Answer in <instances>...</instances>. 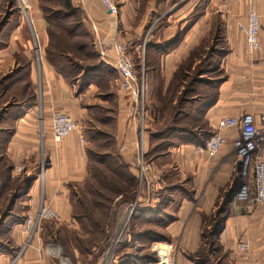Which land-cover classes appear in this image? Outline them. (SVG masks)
Wrapping results in <instances>:
<instances>
[{
	"label": "crops",
	"instance_id": "obj_1",
	"mask_svg": "<svg viewBox=\"0 0 264 264\" xmlns=\"http://www.w3.org/2000/svg\"><path fill=\"white\" fill-rule=\"evenodd\" d=\"M30 1L33 4L30 13L33 23L32 36L35 38L33 34L35 32L40 49L44 51L48 43L47 22L36 0ZM72 1L82 9L84 24L91 33L94 43L97 34L102 46L111 54L115 41L127 42L137 51L140 47L139 40L146 31L152 14L168 0L160 3H156V0H115L118 8L115 15L110 14L97 0ZM189 1L166 17L168 23L159 29L155 37L156 42L170 39L176 31L177 24H181V27L185 25L186 18L193 8ZM211 3L223 20L228 52L220 61L225 78L219 81L215 88L214 102L203 112V119L208 127L222 116L238 115L243 112H250L257 118L264 109V0H211ZM209 5L208 2L205 13L186 31L177 48L167 50L169 52L166 51L159 57L156 72L165 82L169 81L177 68L187 45L198 38L202 39L206 34L209 27L206 19ZM251 10L258 15L260 48L248 53L245 37L238 30L237 24L246 23ZM93 27L96 28V32ZM17 29L18 34L13 33L7 45L0 48V60L3 58L7 60L12 58V54H19L25 57L33 72L35 62L27 50L30 31L21 22L12 30L15 32ZM39 71L41 112L38 111L35 103L26 102L24 112L13 116L5 115L0 119V135L4 137V148L0 152V157L6 154L8 160H0V174L1 171L7 174L5 179L0 175V218L11 201L13 204L9 207V212H12L19 202L23 207L21 211L23 217L12 219L8 226L14 247L21 245L26 219L36 212L41 199L58 211L63 221L68 220L72 212L71 190L75 185L80 184L86 175L87 132L84 133L85 130L82 132L79 129V132H74L56 143L52 139L49 125V115L52 110L69 112L71 116L80 111L82 94L77 95L74 86L57 74L44 56L39 62ZM116 104L119 113L115 117L114 143L123 161L135 174L137 132L126 118L130 103L126 96L117 94ZM224 134L228 137V142L214 156L196 155L192 150L193 144L196 143L179 140L153 156V164L159 173L165 171L162 182L159 180L161 189L165 188V184L168 185L169 180L173 181L176 178L174 176L166 179L175 172H179L176 176L186 185L185 188L181 186L176 188L181 191L182 196L175 215L165 225L173 236L181 233L179 246L193 248L198 244L201 216L207 214L214 207L215 201L222 199L225 193L229 192L237 179L235 154L231 144L236 132L227 130ZM80 135L85 139L83 144L80 143ZM144 142L147 145L146 139ZM39 149L45 153L48 166L43 168V172L34 173L35 178L32 177V182L26 191L23 192L22 189L19 191L20 195L15 197L16 187L12 188L11 179L19 178L18 181L14 180L16 186H19L23 175L25 177L32 175L31 169L40 166ZM8 177L10 181H7ZM153 201L157 203L159 198L154 197ZM231 204L229 215L224 219L218 236L220 243L232 246L237 239L245 240L249 244L247 259L244 261L238 259V264H264V204L254 206L237 201L234 196L231 197L230 206ZM141 209L142 212L147 211L144 207ZM5 221L4 219L1 222ZM11 257L9 253L0 251V264H63V258L66 259L58 245L53 243L44 245L40 237L33 239L32 245L25 247L23 255L10 263ZM175 264L192 263L185 257L178 256Z\"/></svg>",
	"mask_w": 264,
	"mask_h": 264
},
{
	"label": "rangeland",
	"instance_id": "obj_2",
	"mask_svg": "<svg viewBox=\"0 0 264 264\" xmlns=\"http://www.w3.org/2000/svg\"><path fill=\"white\" fill-rule=\"evenodd\" d=\"M186 1L189 0H178L173 5L169 3V1H167L166 4L161 5V7L159 8V10L160 9L161 10L160 11L158 10L159 13L156 12L152 14L150 22L146 27L147 29L141 36V39L139 40L140 47L138 48L137 52L139 53L140 56L141 70L140 72H138L136 69L138 74H141L142 71L143 77L145 76L143 69L144 66L143 53L145 50L146 43L151 38L150 37L151 31L155 29L158 24H161V26L158 29H155L154 31L153 39H155L159 29L162 26L166 25V23H168L165 20V17H167L170 13H172L173 10L179 8L182 4H185ZM36 2L39 7L41 5V2H39V0H36ZM189 2H191V4L193 5L192 11L195 8L197 7L199 8L204 5V1L203 3H200V0H190ZM43 4L50 8L60 6L59 2H56L55 0H43ZM31 5H32V9H31L32 11L33 10L32 2ZM206 8H207V4H206ZM214 11L219 13V11L216 10V8L213 7V5L211 8H208V14L206 19L208 21L209 27L207 32H205L206 34L202 39L198 38L197 40H194L193 42L187 45V49L186 51H184L183 56L181 57L179 62L180 64L181 62L186 61L189 53L195 52L196 56L192 61L191 67H193V70L199 69V71H203L205 73L197 76V79L202 82L198 84H194V88L196 89L195 91L199 93L202 92L206 93V91H208L209 95L215 92L216 85L219 83V81H221V79L223 78L222 76H224V71L220 66L221 63L220 61L222 57L220 56V53H218L217 51L218 50L219 52L224 51L225 54L228 47L224 43L225 34L222 35L223 37L222 39L223 42H222L221 40L217 39L216 36H213L210 33V28H211L210 16H212L214 20L215 14H212V12ZM190 14L186 18L187 22L185 23V25L181 27V24H177V28L174 35L178 33L179 30L184 29V27L187 24L189 25L191 21ZM20 22L23 23L25 27H27V29L30 31L29 40L27 42V47H28L27 50L31 53V58L35 62V66L32 72L29 63L26 61L25 57H22L19 54H12V58L7 60H4L3 58L2 60H0V81L2 83V85L0 86V111L6 110V112H8L6 115L12 114L11 116L18 115L20 112H24L26 110L25 109L26 98H28L33 93L35 96H34V100H32L31 103L32 104L35 103L38 111L41 112V87L39 81L41 73L39 71V62H41L44 56V51L43 49H40V57H39L40 60H39L34 49L35 41L32 36L31 26L27 23L26 20H24V18H22L21 11L16 1L0 0V48L7 45L8 39L13 35V33L18 34V29L15 30V32H13L12 29L14 27L16 28L17 25H20ZM54 23L55 22H53V24ZM33 34L35 36L36 42L38 43L35 32H33ZM177 46L178 43H176L173 47L169 48L168 50L171 51L174 48H177ZM151 60L158 65L159 60H157L156 55L153 54V52L151 54ZM75 62L77 63V67L68 70V74L70 76L69 82L74 85L75 91L81 89V93L79 94L82 95L80 98L81 110L76 112L75 115H72V117H74L75 120L78 121V124L80 125L79 126L80 130H82V132L85 130L84 133L87 132V134L85 135L88 139V140L86 139L88 143L86 147V152L88 153L87 150L89 151L91 150V152L93 153H103V154L108 153L111 156H116L118 151L114 143L113 131L115 128V117L116 114L119 113V111L117 112L118 108L116 104V99H117V94L120 93H117L115 91L114 82L112 80H111L112 82H108L110 75L107 74L108 72H111L112 75H115L116 71L110 64L106 63L99 57L97 50H95L94 53H90L87 56H85V58L82 61H75ZM209 63L212 64L211 68L215 69L212 72H207ZM96 65L99 66L104 65L102 68L106 72L100 73L99 71L101 70L99 71L89 70L91 66H94L93 67L94 69ZM99 66H97V68ZM104 67L108 71L105 70ZM83 70L85 71L83 72ZM70 71H72V73H69ZM84 75H87V77H84ZM155 80L156 77L153 75V78H151V82ZM208 80L212 82L211 83L206 82ZM88 82L89 84H87ZM111 83L113 84V86ZM144 83H145V78H144ZM91 86L92 88H90ZM163 90L164 89L162 88V91ZM147 95H148V91L146 93L145 90V102ZM186 97L187 99H189L196 97V95L194 94V92H189ZM197 104H198L197 102L192 103V105L189 102L183 104V106L189 109L188 111L190 117H192L193 115L195 116L197 115V111H196ZM191 108L193 111L190 112ZM148 116H149V122L147 123V125H149V128H153L154 129L153 131L156 132L155 130L156 128L154 125H152L153 120L150 117L149 113ZM126 118L128 120L127 112H126ZM183 122L184 121H182L181 118L179 120V123L182 124ZM207 129L209 131V135H211L213 130L210 128V126L209 127L207 126ZM147 131L148 130H146L144 140L147 137ZM138 138L139 136L137 135V144H138ZM3 139L4 137L0 135V142H1L0 145L2 146V147L0 146V152L4 148ZM178 140L181 141L182 139L180 140L178 136L173 135L168 138H165L164 143L166 144V142H171L173 144ZM159 141L160 140H154L153 142H150L149 146L152 147L154 143L158 144ZM172 144H170L169 146H171ZM164 147L165 146H162L158 150L163 151L165 150L163 149ZM145 151H147L146 145H145ZM155 151L156 152L153 153L152 155L151 152L149 151V156H148L149 161H146L145 153H144V161L148 163L152 168L150 172V176L151 175L154 176L156 186L158 187V188L156 187L154 191L161 189V186L159 184L160 182H162L163 176L165 175L164 174L165 171L162 170L161 173H159L157 167H155V165L153 164L152 156L160 152L157 151V149ZM39 153H40L39 156L40 166L39 165L34 166L33 170L31 169L30 171L32 172L31 177L34 178H35L34 173L36 172L41 173L43 172V168L48 166V160L45 153L41 149H39ZM136 154H137V146H136ZM136 154L134 160L135 162L134 168H135V173H138V168L136 165ZM1 159L2 161H8L6 154L1 156L0 160ZM89 159H90L89 169L93 170V172L99 171L101 169L107 170L110 169L111 166H115L112 160H110V158H107L104 161H100L91 154L89 155ZM171 170L173 171V169ZM1 172H2L0 174L1 178L5 179L7 177V174H5V171H1ZM178 173L175 172L174 175H172L171 177H166V179H171L174 176L176 177L174 178L173 181L169 180L168 182L169 187H171L174 183L175 185L181 186L182 188L186 187L185 184H182L181 179L178 176H176V174L178 175ZM166 175H168V173ZM24 177L25 175H23V177L21 178L23 179ZM88 177L89 179H87L85 175L84 180L80 184L75 185L74 189L76 190L77 199H83V200L84 198L87 199L86 203L89 204V208L91 210V216H93V218L95 219H101V221L105 223L104 231H102L101 233L96 232L94 229L88 226V222L86 218H81V220H76L71 216L68 220L63 221L62 217L59 214L60 218L57 221L56 220L51 221L53 223H57L54 226H51V229L53 231L60 229L61 237H63L65 245L68 247L69 252L73 253V255L69 256L63 251L64 247L62 246L61 242L58 239H52L47 243L43 242V244L45 245L48 243H53L55 245H58L61 249L62 255L66 257V259L63 258V264H69V262L71 264H107L108 259H109V264H143L144 262H142L140 258L144 256L148 258L155 257V260H157L158 254L156 250L158 249V247L161 248L160 251L161 254L167 252L171 264H175V261L178 256L185 257L186 259L190 260L192 264H238L239 260L236 251V243L240 239H237V241H235V243L232 246H225L221 244L219 241L218 236L220 232L218 234L215 233L214 235L212 234L213 231H215V224L216 223L219 224V220L222 217L221 216L222 213L220 212L222 209L221 207L222 202L225 199V197L228 195V193L230 192L232 193L231 189L229 190L228 193L227 192L225 193L222 199L215 201L214 207L210 211H208L207 214L201 216V221H200L201 231L198 232L199 242L195 247L186 248L184 246L183 247L179 246L181 233H176L175 236H173L172 233L166 229L165 225L168 223V221L172 220L173 216L175 215L182 194L181 191L175 188L172 189L163 188L161 189L162 191L160 192L161 198L159 203L153 201L154 192L151 193V198L148 202H145L143 200L142 203H140V201L137 202L135 206L138 207L142 206L145 209H147V211L140 214L143 215L142 219H140L139 221L134 220L133 224L131 225V229L133 231L130 230V232H128L130 233V236L129 235L127 236V240H126L127 244H123L121 247H119L120 249L117 248V250H115L116 245H114V242L120 236L119 229L121 225H125L127 220L132 216L131 214L133 213L136 207L134 206V209L131 214L129 213L130 207L132 203L135 201L137 195H140L139 194L140 191L142 192L144 188L141 189V186L139 185V183H137L134 200L128 206L127 204L120 203L119 199L121 196L115 197L113 191L109 189L108 185H106L108 177L105 176L101 178L100 175L97 174L96 179H92V175H90V173ZM8 180L9 177L7 178V181ZM14 180L18 181L19 178H16ZM14 180L11 179V182L13 183L12 188L14 189L16 187L18 188L17 191L18 190L21 191L24 186L21 185L22 189L20 190V186L19 187L16 186L17 184ZM86 181H88V184H86ZM175 181L180 183H176ZM247 184L251 187V183H249L248 178H247ZM226 189H227V185H226ZM95 190H98L101 193L102 197H100ZM19 191L17 195H20L21 192L19 193ZM145 192L146 190L143 191L144 194ZM99 201H102L101 203L103 206H100V204H98ZM21 206L22 204L21 202H19L14 206L12 212L5 211V213H7V216L4 218L6 221L2 222L0 225V249H1L0 251L12 255V257L10 258L11 259L10 263L15 261L20 255H23V251L25 247L31 246L33 239H36L38 237L41 238V231H42L41 227L44 225V223L47 222V221H41L40 230L32 238V240H30L29 244L24 243L26 241V234L24 232L22 233L23 240L21 241V245L19 247H14L12 238L10 236L11 234L8 231V226L12 219H17L20 216L23 217V215L21 214L23 207ZM231 207L232 204L231 206L229 204V210L227 211L228 213L227 216L229 215ZM158 212H161L162 216L166 214L169 215L168 218L166 216L163 217L165 219L164 223H159L158 218L154 219L153 216ZM79 213L81 214L82 212ZM116 220L117 223L113 224L112 227H109V225L114 223ZM147 229H150L155 234H151V233L147 235L143 234V231ZM54 247L53 249L54 251H56Z\"/></svg>",
	"mask_w": 264,
	"mask_h": 264
},
{
	"label": "trees",
	"instance_id": "obj_3",
	"mask_svg": "<svg viewBox=\"0 0 264 264\" xmlns=\"http://www.w3.org/2000/svg\"><path fill=\"white\" fill-rule=\"evenodd\" d=\"M56 2H59L60 6L58 7H47L46 5L43 4V0H39L41 2V5L39 6L42 15L47 22L46 26V31L48 34V43L45 46L44 49V58L48 61V63L54 68L57 74L62 76L64 80L70 84L73 85L69 82L70 76L68 74V70L71 68H76L77 63L75 61H82L85 56H87L90 53L95 52V43L93 40V37L89 30L86 28L84 21H83V11L82 9L74 4L72 0H55ZM161 1L164 0H156V3H160ZM169 3L172 5L175 4L177 1L176 0H168ZM204 5L202 7H197L195 8L190 16H191V21L189 25L187 24L184 29H181L173 35L170 39H167L165 41H160L156 42L155 39H153V34L155 29H158L161 24H158L155 29L151 31L150 34V40L146 43L145 50H144V78H145V87H146V93L148 91V95L146 98L145 102V110H146V116H145V133L147 131V151H145V159L146 161H149V151L151 152V155L155 153L156 149L157 151L160 147L165 146L163 149L167 148L171 142H166L164 143V139L168 138L170 136L176 135L181 141H191L196 144H202L204 140L209 137V131L207 129L206 122L203 119L204 115V110L209 107L215 100L216 98V91L211 93L209 95V92L206 91V93H199L195 91L196 89L194 88V84L201 83L202 81L197 79V76L200 74H204L205 72L199 71V69H194L191 67L192 61L194 60L195 52H190L189 55L187 56V60L184 62H181L177 68L173 71L170 79L168 82H165L163 77L159 75L158 72H156L157 69V64H155L151 60V54L156 55L157 60H159V57L161 54L166 52L169 48L173 47L176 43H179L180 40L182 39L183 35L186 33L187 30H189L195 22H197L201 16L205 13L206 11V4L209 2L210 5L208 8L212 7L211 0H200V3H203ZM206 3V4H205ZM159 10V9H158ZM157 10V13H159V10ZM214 15V20L213 17L210 16V23H211V28H210V33L213 36H216L217 39L221 40L223 42V37L224 35V23L223 20L221 19L219 13L217 12H212ZM211 14V15H212ZM70 20V21H68ZM166 20V17H165ZM53 22H55L53 24ZM225 36V35H224ZM224 43L227 45L226 39L224 37ZM131 45V44H130ZM88 50V51H86ZM228 51V47L226 52ZM220 53V56H224V51H217ZM132 58L134 60L136 69L138 72L141 70V62H140V56L137 51H135V47L132 45V50H131ZM83 56V57H82ZM211 65L209 63L208 65V70L207 72H212L215 69L211 68ZM96 65L95 68L93 69L94 66H91L89 70H95L101 72H106L103 70V66H99L97 68ZM101 68V69H100ZM105 68V67H104ZM217 68V67H216ZM86 69V68H85ZM210 69V70H209ZM105 70H107L105 68ZM85 70H83L84 72ZM108 71V70H107ZM69 73H72L70 71ZM109 76L108 82H114L115 84V79L117 77L116 72L115 75H112L111 72L107 73ZM153 75L156 77V80L151 82V78H153ZM84 77H87V75H84ZM223 80L225 76H222ZM112 80V81H111ZM207 80V79H206ZM91 82V81H90ZM208 83H211L212 81H206ZM89 84V82L87 83ZM86 84V85H87ZM166 84V85H165ZM2 85L0 81V86ZM74 86V85H73ZM217 86V85H216ZM162 88L164 89L162 91ZM76 94L81 93V89L75 91ZM189 92H194L196 97L189 98L187 99V94ZM34 93L30 95L28 98H26V102H32L34 100ZM189 102L191 105L192 103L197 102V115H193L192 117L189 116V109L183 106L184 103ZM183 103V104H182ZM186 111V112H185ZM193 111L192 108L190 109V112ZM166 112V114H165ZM8 112L6 110H1L0 111V119H2ZM153 120L152 125L155 126L156 132H154L153 128H149V125L147 123L149 122V116ZM9 116V115H7ZM182 118V121H184L182 124L179 123V120ZM188 122V124H187ZM148 128V129H147ZM154 140H160L158 144H153L152 147L149 146L150 142H153ZM150 147V148H149ZM88 153L86 152V158H87V165H86V177L89 179L88 175H92V179H96L97 174L100 175L101 178L103 177H108L107 178V183L109 189L113 191L115 194V197L121 196L120 197V203L122 204H127L128 206L133 202L134 197H135V192H136V186L138 183V175L137 173H133L128 165L123 161L121 158L120 154L117 153L116 156H111L108 153H93L91 150H87ZM162 152V150L160 151ZM158 152V153H160ZM93 155L95 158H97L100 161H104L107 158H110L112 162L114 163L115 166H111L110 169L104 170L101 169L99 171H94L89 169V155ZM153 157V156H152ZM148 159V160H147ZM47 167V166H46ZM137 172V171H136ZM249 183H251V187L248 185L250 191H253V181H252V176L250 175L248 177ZM32 182V177H24L22 179V183L19 185L20 190L21 185H23V191H25L30 183ZM86 184H88V181H86ZM241 185V181L239 177L234 181L233 187L231 188L232 193H228V195L225 197V199L222 202V217L219 220V224H215V231H213V235L218 234L220 230L223 227V222L224 219L227 216V211L229 210V204L231 202V197L232 195L234 196L233 192L236 191V189H239ZM18 186V187H19ZM75 188V187H74ZM72 188L71 193H72V198H71V204H72V212L71 216L72 218L76 220H81V218H86L88 222V226H90L92 229H94L96 232H102L104 231L105 223L101 221V219H95L93 216H91V210L89 208V204L86 203L87 199H77L76 195V190ZM102 188V187H101ZM143 183L141 184V189H143ZM165 188H180V186L175 185V183L169 187V185H165ZM18 188L14 189V192L17 191ZM19 191V190H18ZM18 191L14 193V196H18ZM97 194L101 196V193L98 190H95ZM144 191V190H143ZM143 191H140V196L143 194ZM162 190L158 189L154 191V197L161 198L160 192ZM156 195V196H155ZM76 197V198H75ZM159 201L157 203H159ZM97 202V201H96ZM102 201H99L98 204L100 206H103ZM13 204V201L8 203V208L4 210L3 215L0 218V225L1 221L4 220V218L7 216V213L5 211H9V207ZM96 205V204H95ZM135 210L131 214L132 216L127 220L125 225H121L120 227V236L118 238V241L116 243L115 250L117 248L121 247L123 244H127V236H130V230L131 225L133 224L134 220H138L139 218H143V215H140L142 212V207L135 206ZM144 210L143 212H145ZM79 212H82L81 214ZM142 212V213H143ZM153 213V212H151ZM150 213V214H151ZM149 214V215H150ZM161 212L156 213L153 217L154 219L158 218L159 223H164L165 219L163 218L166 216L168 218V214L162 216ZM219 214V213H218ZM116 218V217H115ZM47 221L44 223V225L41 227V238L44 243L49 242L52 239H58L62 246L64 247L63 251L69 255L72 256L73 253L69 252L68 247L65 245L63 237H61V231L60 229H57L53 231L51 229V226H54L57 223H53L51 221L55 220H43ZM57 221V220H56ZM168 221V220H167ZM117 223V220L109 225V227H112L113 224ZM167 223V222H166ZM43 224V223H42ZM148 230V231H147ZM143 231V234H155L153 231L150 229H147ZM108 231V230H106ZM164 237V236H163ZM112 239V237H111ZM110 239V242H111ZM152 241V240H151ZM109 242V243H110ZM109 245V244H108ZM108 247V246H107ZM104 248V245H103ZM120 249V248H119ZM71 253V254H70ZM114 254V253H113ZM111 259V256H110ZM143 264H151L155 261V257L148 258L146 256L140 258ZM107 264H109V259Z\"/></svg>",
	"mask_w": 264,
	"mask_h": 264
},
{
	"label": "built area",
	"instance_id": "obj_4",
	"mask_svg": "<svg viewBox=\"0 0 264 264\" xmlns=\"http://www.w3.org/2000/svg\"><path fill=\"white\" fill-rule=\"evenodd\" d=\"M22 14V18L33 28L30 17L32 5L30 0H15ZM110 14H117L118 8L115 0H97ZM238 30L243 33L246 41L248 53H253L260 48L258 38V15L251 10L248 13L246 23H238ZM96 32V28L93 27ZM35 37V36H34ZM34 49L37 57H40V45L34 38ZM96 50L99 57L110 64L116 71L115 91L127 96L130 107L127 111L128 120L134 130L137 132L138 144L136 154V165L138 168V183H143L145 194L137 195L132 203L129 213L131 214L137 202L142 200L148 202L151 193L156 189L154 176H150L151 166L144 161L145 153V83L144 77L138 74L136 66L132 58V46L127 42L115 41L111 48V54L102 46V42L97 34H95ZM143 52V51H142ZM144 55V53H143ZM142 55V58H143ZM49 125L51 129L52 139L59 143L65 137L74 132H79L78 122L68 113L62 110H52L49 115ZM213 130L212 134L207 137L202 144H193L192 150L196 155H216L220 148L228 142V137L224 134L227 130H234L236 136L232 139V148L235 153L236 174L241 181L239 189L236 191L234 198L237 201L249 203L254 206L264 204V109L256 118L250 112H243L238 115H227L218 118L209 124ZM80 143H84L85 139L79 136ZM252 176L253 191H250L247 178ZM59 213L50 205L45 204L41 199L36 212L27 217L24 232L26 234L25 244H29L30 240L40 230V223L43 220H58ZM119 238V237H118ZM118 238L114 242L116 245ZM156 247V245H155ZM249 244L245 240H239L236 243V251L238 259L244 261L247 259ZM158 254L157 260L151 264H171L168 254H161V248L156 250ZM105 262V261H104Z\"/></svg>",
	"mask_w": 264,
	"mask_h": 264
}]
</instances>
